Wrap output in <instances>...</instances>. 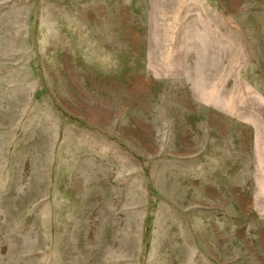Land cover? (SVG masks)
Here are the masks:
<instances>
[{"label":"rangeland","instance_id":"1","mask_svg":"<svg viewBox=\"0 0 264 264\" xmlns=\"http://www.w3.org/2000/svg\"><path fill=\"white\" fill-rule=\"evenodd\" d=\"M0 264H264V0H0Z\"/></svg>","mask_w":264,"mask_h":264}]
</instances>
